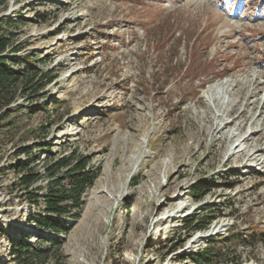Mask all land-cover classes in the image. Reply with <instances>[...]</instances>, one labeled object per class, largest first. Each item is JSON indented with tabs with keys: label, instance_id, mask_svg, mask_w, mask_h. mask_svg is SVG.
I'll return each mask as SVG.
<instances>
[{
	"label": "rangeland",
	"instance_id": "1",
	"mask_svg": "<svg viewBox=\"0 0 264 264\" xmlns=\"http://www.w3.org/2000/svg\"><path fill=\"white\" fill-rule=\"evenodd\" d=\"M6 1L7 65L38 72L0 108V264L21 242L39 264H264V0ZM83 156L77 215L39 230L46 169Z\"/></svg>",
	"mask_w": 264,
	"mask_h": 264
},
{
	"label": "trees",
	"instance_id": "2",
	"mask_svg": "<svg viewBox=\"0 0 264 264\" xmlns=\"http://www.w3.org/2000/svg\"><path fill=\"white\" fill-rule=\"evenodd\" d=\"M0 4L5 6L7 4L6 0H0ZM3 31V26L0 24V108L3 106H7L12 103L15 99L13 96L15 90L17 89L19 83L21 81H25L28 85L34 84L35 78L37 76V69L33 66L32 58L27 56L24 60L27 63V66L24 70H13L11 69L7 63L10 61L11 64H16L15 58H8L3 56L7 50L11 47V40L8 38ZM22 46H16L10 52L19 53L22 49ZM44 79H46L47 83L53 82L54 78H51V74H43ZM45 85V84H44ZM44 87V86H43ZM35 85L32 86V89H35ZM71 161L67 159H61L56 162L51 167L46 169L47 176L49 177V181L47 183L48 192L44 196V213L45 215L34 214L32 216V222L35 226L42 231L45 232H55L60 233L63 231L61 227H59L60 220L64 216L72 215V211L70 208L76 207L79 209L82 203V196L85 191L91 186L96 179V175H91L86 172L88 161H84V156L77 160V163L72 168L70 167ZM63 168H69L67 171L68 175H71L72 181L69 186L63 184L65 177L58 178L57 172ZM41 178V174H25L19 178V183L24 189L27 191L26 193L29 195V202H33L34 205L37 204V201H33L32 199L38 197L37 194L30 195L29 188L36 183ZM212 190V185L209 183H200L195 187V198L202 199ZM72 202L73 206L67 204V202ZM204 225L196 226V229L202 230L201 228ZM14 252V258L16 264H39V259L41 254H34V256H29L25 251L27 249L26 244L20 243L19 246ZM193 259L197 264H212L210 259L212 257H216L213 254V251L210 248H205L202 252L193 255ZM239 264V262L235 263Z\"/></svg>",
	"mask_w": 264,
	"mask_h": 264
},
{
	"label": "bare ground",
	"instance_id": "3",
	"mask_svg": "<svg viewBox=\"0 0 264 264\" xmlns=\"http://www.w3.org/2000/svg\"><path fill=\"white\" fill-rule=\"evenodd\" d=\"M223 86L221 85L218 89H220V88H222ZM249 93V92H248ZM248 93H246L245 95H243V103L244 102H246V105L249 107V105H252L253 104V101H254V96L252 95L253 93H251L250 95H248V97H247V94ZM214 94H215V90L214 89H212V90H208L207 92H206V95L208 96V97H210V99L211 98H213L214 97ZM247 98V99H246ZM262 99H260V100H258V101H256L257 102V104H258V107H257V109L259 108V106H260V104L262 103ZM242 102V101H241ZM261 110H264V101H263V103H262V107H261ZM229 115V114H228ZM239 117H241V116H239ZM236 119V118H235ZM224 122V121H223ZM227 125H225L224 127H226ZM257 132V130H255V131H252V134L250 135V136H252V135H255V133ZM249 136V137H250ZM249 137H247L246 139H244V141H247V140H250L249 139ZM154 141V140H153ZM149 142H150V140H149ZM188 151H189V153L191 152V150L190 149H188L187 150V153H188ZM263 151V150H262ZM261 152V151H260ZM188 153V154H189ZM180 157V156H179ZM178 160H179V158H178ZM177 178H179V177H177ZM176 188H175V190H174V193H179L180 192V190L183 188V187H180V186H175ZM171 191V190H170ZM166 194H168L169 193V189L168 190H166V192H165ZM172 203V202H171ZM170 203V204H171ZM173 216H175V215H173ZM165 219H167V218H165ZM162 222H165V220H163ZM127 230V227H125L124 228V231H126ZM123 241H124V243H126V238L125 237H122L121 238ZM131 246H133V244L131 245ZM124 262L125 263H127V260L126 259H124ZM243 264H251V263H249V262H246V263H243Z\"/></svg>",
	"mask_w": 264,
	"mask_h": 264
}]
</instances>
